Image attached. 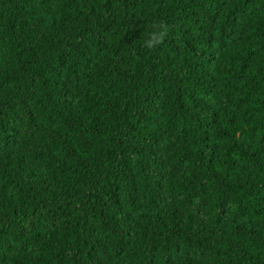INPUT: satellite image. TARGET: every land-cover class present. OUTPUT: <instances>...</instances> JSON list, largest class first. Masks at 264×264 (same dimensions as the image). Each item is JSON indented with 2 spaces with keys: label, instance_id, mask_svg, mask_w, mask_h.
I'll use <instances>...</instances> for the list:
<instances>
[{
  "label": "trees",
  "instance_id": "obj_1",
  "mask_svg": "<svg viewBox=\"0 0 264 264\" xmlns=\"http://www.w3.org/2000/svg\"><path fill=\"white\" fill-rule=\"evenodd\" d=\"M0 264H264V0H0Z\"/></svg>",
  "mask_w": 264,
  "mask_h": 264
},
{
  "label": "clouds",
  "instance_id": "obj_2",
  "mask_svg": "<svg viewBox=\"0 0 264 264\" xmlns=\"http://www.w3.org/2000/svg\"><path fill=\"white\" fill-rule=\"evenodd\" d=\"M154 30L150 33L149 38L144 42V46L148 49H155L163 41L168 33V28L163 23H158L153 26Z\"/></svg>",
  "mask_w": 264,
  "mask_h": 264
}]
</instances>
